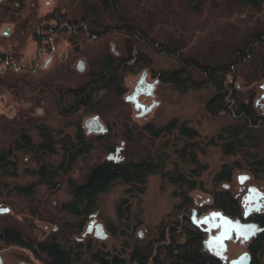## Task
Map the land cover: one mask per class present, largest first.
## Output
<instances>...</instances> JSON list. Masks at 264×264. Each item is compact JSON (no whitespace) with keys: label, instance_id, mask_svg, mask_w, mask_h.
<instances>
[{"label":"rangeland","instance_id":"374dc122","mask_svg":"<svg viewBox=\"0 0 264 264\" xmlns=\"http://www.w3.org/2000/svg\"><path fill=\"white\" fill-rule=\"evenodd\" d=\"M34 6L29 0H0V53L11 61L0 62V78L5 82L0 85V149H11L13 141L27 130L38 142L39 134L31 126L40 123L52 128L55 140L74 139L80 126L90 148L75 158L51 191L37 184L29 190L22 188L37 181L35 172L41 164H60L59 142L51 156L12 149L16 167L0 166V204L10 208L0 214V228L10 224L36 239L60 235L72 254L81 258L72 264H91L94 252L118 255L134 264L130 253L136 246L152 257L157 255L163 264L168 234L173 230L183 235L182 223L189 222L193 207L208 211L219 191H228L236 199L239 175H249L245 184L264 189V111L260 107L264 104V0H36ZM56 8L70 19H82L87 30L130 24L150 40L119 31L90 35L85 42L76 38L72 42L69 32L38 39L30 29L21 33L25 40L17 43L13 39L20 21L30 19L31 12L39 20L36 28L56 24L48 16ZM6 28L10 33L2 34ZM17 45L22 47L16 50ZM129 47L132 56L122 69L121 94L103 91L90 108L58 114L56 97L50 94L52 85L79 86L104 56L125 57ZM15 51L21 54L18 58H14ZM78 60L84 67L81 71L76 68ZM180 60L210 67L230 64L231 73L224 80L229 89L224 110L212 115L206 109L217 90L196 65H184L190 77L187 85L176 87L163 80L182 67ZM144 70L147 80L156 82L151 94L138 96L147 108L140 114V108L124 95L131 93ZM243 105L250 108L251 116L242 113ZM93 114L106 126L105 133L86 132L83 123ZM160 128L158 135L153 132ZM234 128L242 142L238 149L227 133ZM115 146L122 147L120 162L144 160L151 171L142 182L113 181L97 196L93 211L77 218L62 205L71 198L68 182H82L91 167L108 160ZM223 169L230 171L228 181L218 178ZM187 198L191 200L188 205ZM93 219L103 225L105 237L85 233ZM247 245L230 241L228 257L237 256ZM258 254L262 263L264 253ZM0 256L2 264H45L29 249L1 240Z\"/></svg>","mask_w":264,"mask_h":264},{"label":"trees","instance_id":"16d2710c","mask_svg":"<svg viewBox=\"0 0 264 264\" xmlns=\"http://www.w3.org/2000/svg\"><path fill=\"white\" fill-rule=\"evenodd\" d=\"M29 2L36 6V0H29ZM31 14L32 16L30 19L26 18V20H24L23 22L20 21V25H18L17 27V32L15 34L16 36L13 37V39L17 41V43L18 41L20 42L25 40L26 36L21 35V33L25 32L26 29H30L34 34H36L35 29H37L36 27H38L39 20H36L34 18L33 12H31ZM48 16L50 18H54L58 23H60L63 29L72 30V34H70V40L72 42L75 40V38L76 41L85 42L86 39L90 37L91 33L100 36L110 31H118L116 29H122L120 32H124L133 38L139 36L142 38H146V40L148 41L150 40V38H148L141 31V29L130 24H125L123 26L116 25L111 28L110 26H107L100 31H94L89 29L87 30L84 25V28L80 25L77 28L71 26L73 23H85L82 19L76 20L74 22H72L71 20H67V13L65 11L61 12L59 8H56ZM36 38L39 39L40 37L36 34ZM15 47L16 50H19L22 46L20 47L17 45ZM167 51L173 53L175 50L171 51L167 48ZM14 53V58H18L21 55L18 54L17 51H15ZM0 56H2L1 53ZM131 56L132 55L130 47L128 48L127 55L125 57L113 58L110 55L104 56L98 62L97 68L89 72V79L83 85H81V87L77 89H68L66 91V94L63 96V98L66 96L64 98L66 99V103L62 104V107L67 108L68 110L80 109L81 107L90 108L93 99L95 97H98L99 95H102L103 91L107 93H114L115 95L121 94L123 91L122 69L124 68V65L126 63L125 61L128 62ZM4 59L6 58L2 57L1 61H4ZM136 61L137 63H140L141 58H137ZM180 62H182V67L180 69L170 71L163 80L174 83L176 87L187 85L186 83L190 81V77L187 74L184 65H196V67L200 68L201 71L206 73L207 77H209L210 80L213 81L217 90V92L207 101L205 105L206 109L212 115H215L219 113V111L224 110L226 108L224 104V95L225 93H227V91L225 90L224 80L226 78V74L231 73L230 64H220L210 67L192 62V60H180ZM0 85H5V82L2 81L1 78ZM244 107L247 110L250 109L247 106ZM162 129L163 128L152 131L158 135ZM237 131L238 128H234V131L228 130L227 132L231 136V139L234 140L236 149H238V147L242 145V142L238 137L239 132ZM227 146L229 147L230 143H227ZM150 167L151 165L146 163L144 160L124 165L104 161L99 165L91 167L89 169L85 179V183L82 186L76 187L74 200L81 202L83 201V213L86 215L93 211L97 196L101 192L106 191L113 181L121 180L124 183L142 182L143 176L151 171ZM218 175L219 180L228 181L230 179L229 170L223 169ZM194 187L195 185L189 186V188L191 189ZM187 199L188 205L190 204L191 200L189 198ZM213 205L221 208L225 213L234 214L237 210L234 198L228 193V191H219L215 193ZM262 218H264V215L262 216ZM181 223L182 222L180 221V224ZM182 225L183 227H185V229L183 230V235L180 233L175 234L173 230L168 234L170 243L164 245L165 249L163 250V256L166 262L162 263L218 264L212 256L201 253V238L199 237V234L190 227V224L187 223L185 226L182 223ZM183 227L181 226V228ZM181 237L182 241H178V239ZM0 238L3 239L4 243L6 244L18 245L20 247L29 249L36 258L43 259L45 264H72L77 263V261L80 262L79 260L81 259L80 256H77V254H72V250L67 244L68 242L65 241L64 238H60V235L54 236L51 234L43 240H38L35 236L33 237L31 234H25L16 226L9 224L1 229ZM164 238L165 236L161 235V240H164ZM253 242L257 243L258 250L261 252V254L264 253V232L258 235L253 240ZM150 255L151 252L141 249L137 246L134 247L130 253L131 261L134 262V264H146ZM91 257V264H128V261H126L125 258L118 255L111 256L108 253L99 254L98 252H94L92 253ZM152 264H159L157 255L152 258ZM251 264H264V261L260 263L258 259H254Z\"/></svg>","mask_w":264,"mask_h":264},{"label":"flooded vegetation","instance_id":"af4514ba","mask_svg":"<svg viewBox=\"0 0 264 264\" xmlns=\"http://www.w3.org/2000/svg\"><path fill=\"white\" fill-rule=\"evenodd\" d=\"M257 1H260V0H257ZM253 2H255V1H253ZM66 19L71 20L72 22L76 21V19H70L68 16L66 17ZM54 21L56 23L54 25L46 24L42 28L35 29L37 36L42 37L45 34L51 35L53 33L57 34V33H67V32L72 34V30L63 29L61 27L60 23L56 22L55 19H54ZM79 25L81 27H83L84 24L79 22L78 24L73 23L71 26L77 28ZM44 27H46V28H44ZM116 30H118L120 32L122 29H116ZM1 33L2 34H9L10 30L8 28H6V29H3L1 31ZM91 35L93 37L97 36L93 33H91ZM258 37H260V36H257L256 38H258ZM134 52L135 51L132 50V53H134ZM1 54H2V56H0V62L2 60V57L6 58V59H4V62H8V63L11 62V61H9V59H8L9 57L7 55H5L3 53H1ZM47 62H49V60H47ZM76 68L79 71L84 69V67L82 66V62L80 60L77 61ZM146 77H147V72L144 70L141 72L138 79L136 80L131 93L136 91L138 93V96L140 94L144 93L143 91L145 90L146 83L154 80L153 79V80L149 81V80H147ZM226 77L227 78L229 77L228 74H226ZM84 83H82L81 85H83ZM81 85L75 86V87L63 86L61 84L59 85V83L52 85V87H53L52 92L51 93L49 92V93L52 94V96L56 97L55 101H56L57 107H58L57 111H58V114L60 116H65V115H68L70 113H73V112L79 110V109L68 110L67 108H63L62 104L66 103L65 102L66 99H64L66 96L63 98V96L66 94V91L68 89H77V88L81 87ZM224 85H225V90L227 91V94H228L229 89H228V86L225 84V81H224ZM262 86H264V83ZM128 95L129 94L124 95L125 100H126V96H128ZM261 97L264 98V92L261 94ZM1 100H3V98H1ZM58 100H59V102H58ZM138 102H139V100H138ZM255 103L258 104V100H256ZM141 104H143V103L140 102L139 105H141ZM244 106L245 105L241 106L240 110L242 111V113L246 112L247 114H249L250 109L247 110L244 108ZM260 107H261L262 111H264V104H260ZM139 108H140V106H139ZM141 111H142V109L140 108V113H141ZM146 111L147 110H145V112ZM10 112H12V110H10ZM249 116H251V115L249 114ZM256 118L261 119L259 116H257ZM256 118L253 119L254 123H258V120ZM83 126L86 128L87 133H91V132L105 133V131H106V126L101 122V120L97 114H93V115L87 117L83 123ZM29 128H30V126H29ZM31 128L34 130H37V132L39 134V136H38L39 141L35 142L31 139V136L28 134L30 130H27L25 132L22 131L19 134L18 139L13 141L15 143H14V146L11 147V149L6 150V151H3V149L2 150L0 149V166L3 167V166H7V164H13L14 165L13 168L16 167L15 156L13 158H11L12 157V154H11L12 149L13 150L18 149V151L25 150V151H28L29 153L33 154V155H37V153L40 154V153L45 152V154H49V156H51L54 153H56L55 152L56 151L55 150V144H56V142H59L60 148L62 150V160H61L60 164H58V166H55V167H53L52 165L50 167H47V166H45V164H41L35 172L37 174V181L31 182L29 185L22 188L25 190H29L30 188H33L37 184V185H44V186H46V188L48 190L51 191L52 188H55L58 186L60 179L62 178V176L65 175L64 173L68 169L69 165L80 154L87 152V150H89V148H90V145L88 144V142H86L85 136H84L83 132L81 131L80 126L77 129V131L74 133V139H71L69 136H65L64 138H61L60 140H55L54 135L51 132V131H53L52 128L50 129L48 126H45L44 124H41V123L40 124H34L31 126ZM121 145H122V142H121ZM121 149H122V147H120V146H115L114 148H111V151L113 153L110 152L107 156L108 160H104V161L119 164V165L133 163V162H124V161L120 162L122 159V156L119 154ZM104 161H102V162H104ZM262 161H263L262 159L258 160V163H261ZM102 162H100V163H102ZM100 163H98L94 166H97ZM85 179H86V177H85ZM85 179L80 183H74L69 178L70 181L68 182V188H69L71 198L69 201H66L62 204L66 211L72 213L77 218H80L81 216L84 217V215H85L83 213L84 204H83V201L81 202V201L74 200V195L76 192V187L82 186L85 183ZM238 180H239V183L241 184V186H240L239 192L236 194L237 198L236 199L234 198V201H235L236 206H237L236 213H234V214L225 213L221 208H218V207L213 208V206H212L213 204H211V206H210L211 208L205 212H203L202 210H199L196 207H193L190 211V215H189V219H188V221H189L188 223L190 224V227L192 229H194L197 233H200L199 237L201 238V240H200L201 241V250H202L201 253L212 256L216 260V262L220 263V264H228L230 259L235 258L242 253H246L245 255L249 257V261L247 264H251L254 261V259H257L256 257H257V255H259L258 253H260V251L258 250L257 243H254L253 240L258 235H260L261 233L264 232V218H262V216L264 215V189L261 188L260 186L256 185V184H252V183L245 184V182L249 180V175H246V174L239 175ZM255 197L258 198L257 201H250L249 200V199H253ZM4 207H8V206L4 205V204H0V208H4ZM9 211H10V208L8 207V211L0 212V214L7 213ZM212 211H221L223 214H225V215H227L233 219H238L243 224L255 225L258 228V230L255 231V233L252 234L248 239H245L244 237H240V236L236 237L235 235H233L229 240L226 241V250L221 254V252L218 251L209 242L210 237L216 234V232L218 231V228L216 227V228H210L209 229L208 228L209 224L204 223V222H200V219H202L204 216L208 215ZM207 221H208V223L213 222L212 219H209ZM179 225H180V227L182 226L180 224V222H179ZM3 227L4 226H2L0 228V233H1V229ZM91 232H93V234L99 238H103L107 235L106 233L103 232V225L100 222H96L95 219L90 221L87 224V226L85 227V233H91ZM45 238H43V239H45ZM43 239H38V240H43ZM0 240L4 243L3 239L0 238ZM230 241L239 242L243 246L246 243L248 245H247V248L242 250L237 256L228 257L227 252H228V244ZM152 258H153L152 255H150L146 264H152ZM0 264H2V257L1 256H0Z\"/></svg>","mask_w":264,"mask_h":264},{"label":"water","instance_id":"95a60500","mask_svg":"<svg viewBox=\"0 0 264 264\" xmlns=\"http://www.w3.org/2000/svg\"><path fill=\"white\" fill-rule=\"evenodd\" d=\"M156 80L150 81L146 83L145 90L143 91L145 94H151L152 88L154 87V83ZM126 100H129L133 103L135 108L142 109L140 114H143L147 108L144 104L139 105L138 102V93L134 91L133 93L126 96ZM119 149V148H118ZM117 149V150H118ZM257 197L253 199H249L250 201H257ZM8 211V207L0 208V212ZM212 219L213 222H209L207 220ZM200 222H204L209 224L208 228H218V231L215 235L211 236L209 242L221 252V254L226 250V241L229 240L233 235L236 237H244L248 239L258 228L252 224H243L238 219H233L221 211H212L208 215L204 216L200 219ZM104 236V235H103ZM246 253H242L239 256L232 258L229 260L228 264H247L249 261V257L245 255Z\"/></svg>","mask_w":264,"mask_h":264}]
</instances>
